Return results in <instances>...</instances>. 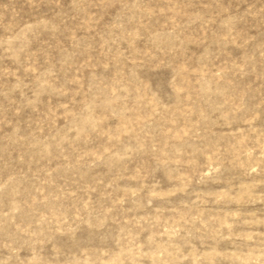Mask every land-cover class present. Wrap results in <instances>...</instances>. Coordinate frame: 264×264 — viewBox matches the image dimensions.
<instances>
[{"label": "rangeland", "instance_id": "rangeland-1", "mask_svg": "<svg viewBox=\"0 0 264 264\" xmlns=\"http://www.w3.org/2000/svg\"><path fill=\"white\" fill-rule=\"evenodd\" d=\"M0 264H264V0H0Z\"/></svg>", "mask_w": 264, "mask_h": 264}]
</instances>
